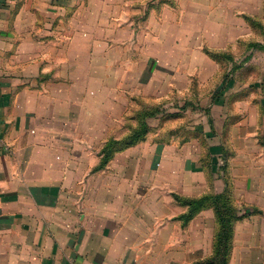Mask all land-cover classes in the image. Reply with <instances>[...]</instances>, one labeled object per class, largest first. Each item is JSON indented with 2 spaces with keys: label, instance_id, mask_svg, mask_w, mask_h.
Here are the masks:
<instances>
[{
  "label": "crops",
  "instance_id": "1",
  "mask_svg": "<svg viewBox=\"0 0 264 264\" xmlns=\"http://www.w3.org/2000/svg\"><path fill=\"white\" fill-rule=\"evenodd\" d=\"M209 51L230 56L205 63ZM208 64L219 93L202 117L151 137L158 115L173 122L177 103L202 100ZM254 67L256 79L234 73ZM253 83L264 90V0H0V264H209L215 210L185 220L176 195L225 189L243 209L227 264H264ZM162 103L147 134L105 161L107 142Z\"/></svg>",
  "mask_w": 264,
  "mask_h": 264
},
{
  "label": "trees",
  "instance_id": "2",
  "mask_svg": "<svg viewBox=\"0 0 264 264\" xmlns=\"http://www.w3.org/2000/svg\"><path fill=\"white\" fill-rule=\"evenodd\" d=\"M214 56H217V54L215 53ZM159 111L160 107L140 110L137 115L139 121L137 127L133 128L131 132L121 140L111 139L107 142L102 150L106 158L105 161H107L115 151L143 138L149 131L147 118L156 115ZM176 197L182 204L189 207L187 213L182 216L185 220H190L206 206L210 205L214 207L219 228L215 236L213 256L207 260V263L227 264V255L230 250L233 225L239 218V209L233 204V200L229 196L226 198L223 193L206 194L199 197L176 195Z\"/></svg>",
  "mask_w": 264,
  "mask_h": 264
},
{
  "label": "rangeland",
  "instance_id": "3",
  "mask_svg": "<svg viewBox=\"0 0 264 264\" xmlns=\"http://www.w3.org/2000/svg\"><path fill=\"white\" fill-rule=\"evenodd\" d=\"M214 54L215 53H212L210 51L209 52H202V56L204 57L202 60L205 63H208V62L211 63V61L213 60L212 57H214ZM216 54L219 56V58H221L222 56L223 57H229L230 56L227 52L226 53H216ZM242 57H243V55L241 53H239V54L237 53L236 58H242ZM188 70L190 71L191 69H188ZM214 71H215V67L213 68L212 64H211V66H210V64H208L207 67L203 68V78H204L205 81H204L203 90L199 93V95L202 97V100L201 101H199V100L197 101L194 98L191 99L189 97L188 99L183 100L181 103H177L178 106H180V107L183 106L182 108H185V109H183V111H182L183 112L182 113V116H180V115L177 116L176 115V117H175L174 114H176L177 111H174L173 110V117H175V118H173V122H169L170 120L168 119V117H169V116H167L168 114H165V115H163L161 117H160V115H158L157 118H155V119H153L151 121L152 124H153V126L155 127V129H157V131L155 133H151L150 134L151 137H154V138H157L158 139V135L163 136L164 134H166L167 133V130L165 131V129H169V127L170 128H174V129H177L176 131L185 130L184 125H186L187 122L190 123L192 120L199 119V117H202V115L200 114L201 108L206 109V107L205 106L204 107L201 106L200 103L205 104L206 102L207 103L210 102L211 100H209V99L211 97H216L217 94L219 93L218 91H216V87L218 86V84H216L217 81H216V79H212V77H211V73L214 72ZM229 71L230 70L227 67L221 69V72H223V74H222L223 77H226L228 79L230 77V76H228V72ZM235 72H237L239 75H241V78H244L245 76H248L250 79L251 78L252 79H256V77H259L262 74L261 68H257V67H254V68L250 69L249 71L243 70V69H238L237 71H234V73ZM161 78H162V76H161ZM188 86H190L189 89L191 88L189 90V93L193 94V90L195 89V84H193L192 87H191V84L188 85ZM198 86H199V83H198ZM224 86L225 85H223L221 87L224 88ZM244 89H245L244 93H246L247 95H252V96L255 95V94L256 95H259L260 94L259 93L260 91L264 92L263 89H261L257 85H254V83L250 87H249V85H247L246 88H244ZM250 101L252 103L251 106H253V108L257 107V104L259 102L258 103H257V101L254 102V100H253V102H252V100H250ZM175 102H178V100L175 101ZM163 104L164 103H162L160 105H156V107H162L161 109H163V106H164ZM144 105L145 104L142 103V106L141 107H144ZM187 108H188V110L186 111ZM218 110H220V109H218ZM184 111H186V112H184ZM162 112H164V110ZM215 114H218V111L217 110H216ZM166 122H168L169 124L166 123ZM256 124L257 123L255 122V118H252V124H251L252 130H253V128H254V126ZM158 128L161 129V132H160V130H158ZM185 135H187V134L184 133V136ZM212 151L214 152L215 155H218L219 152H220V148H218L217 146H215L212 149ZM215 168L216 169L219 168L221 171H223V170L225 171L226 165L217 164V166H215ZM221 193H223L226 196V198L229 196L233 200V204L239 209V212H238L239 218L237 219V220H239L243 216L242 215L243 209L241 210V208L238 207V205L234 201L233 196L231 195V192H229L228 189L227 190L225 189ZM206 194H204V195H206ZM208 194H211V193H208ZM215 214H216V211H215ZM216 218H217V216H216Z\"/></svg>",
  "mask_w": 264,
  "mask_h": 264
}]
</instances>
